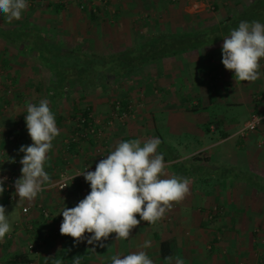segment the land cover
Masks as SVG:
<instances>
[{"label": "crops", "instance_id": "crops-1", "mask_svg": "<svg viewBox=\"0 0 264 264\" xmlns=\"http://www.w3.org/2000/svg\"><path fill=\"white\" fill-rule=\"evenodd\" d=\"M222 1L218 5L221 11L225 9ZM202 7L203 3L197 1L184 11L190 15L198 14L196 17L201 9H205ZM213 8L216 9L214 6ZM20 20L14 27L6 28L8 30L0 27V33L13 34V37L0 36V97L5 95L4 98L12 101L13 106L21 105V108L12 107L15 110L10 111L5 106L0 107V170L13 171L18 177L21 176L20 160L24 155L19 151L20 146L30 145L32 141L31 138L29 142L24 139L29 136L27 127L17 124L16 115L24 113L25 118L26 102L38 104L41 99H47L55 114L56 124H59L57 104L66 98L64 87L59 89L57 86L56 75L51 77L55 60H42L39 54L38 60H26L23 51L25 46L18 43L20 37H14L16 34L24 36L28 33L23 30L24 23ZM5 22L11 24L7 20ZM222 44L212 45L215 48L217 45L213 54L216 59L206 62L207 64L197 60L185 67L187 62L184 61L183 65L177 58L178 66L173 69L176 64L174 58L162 60V64L165 61V66L168 63L167 66L170 67L165 69L164 66L159 77L154 76V80L159 81L157 87L164 97L161 105L152 101L155 92L151 91V95L147 93L146 108L149 107L150 112L146 114V119L151 115V121H148L150 123L146 129L153 130L160 136L158 152L167 157L166 160L164 158L168 165L166 171L169 175H175V164L188 167L192 163L197 170L193 178L187 177L190 180V191L185 199L177 203V212L172 214L170 229L160 233L159 237L155 234L158 233L157 227H147L140 223L127 240H116L113 233L107 240L94 244L87 243L91 235L88 233L80 243H75L70 236L61 235L59 229L63 221L60 213L62 208L76 206L90 192V185L84 176L72 178L76 176L77 170H82L86 164L95 161L90 156L91 141L81 142L83 152H79L80 160L69 156L75 153V145H71L68 154L64 155L59 141L63 134L60 133L53 140V147L48 153L49 159L45 163L51 183L45 184L44 190L31 202H18L17 196L15 203H0L4 207L14 206L19 216L18 219H13L11 232L0 241V264L7 259L8 264H21V261H27L28 264H56L57 260L61 264H73V258L77 256L80 264H111L113 255L123 256L140 250L146 251L154 264H176L177 258L182 259L184 264H264V193L246 180L251 175L264 183V126L257 132L242 134L251 115L264 114V59L260 61L261 75L258 80L236 82L234 74L226 70L221 62ZM54 53L53 51L51 55ZM25 67L35 69H30L27 73ZM36 67L45 68L40 71L44 74L48 71L50 78L46 80L38 75ZM3 99H0V104ZM132 102L138 101L131 98L125 104L131 106ZM92 103L94 104L93 101ZM90 105L87 106V109L91 107L90 114L100 112L97 111V108L100 109L99 105L97 108ZM134 108L136 115L126 125L117 124V144L130 139H140L143 142L155 138L154 133L145 137L143 133H138L140 128L136 124L139 121L145 123L144 118H139L143 108L138 109V105ZM74 110L78 111L77 108ZM57 127L61 128L59 125ZM14 131L19 133V137L12 142L13 138L9 134ZM112 131L113 128L106 132L105 137L109 153L113 148ZM58 148L61 154L57 153ZM13 160L18 161L15 167L12 166ZM78 166L79 169H76ZM63 172H66L70 182L64 191H59L56 185ZM178 176L185 177L182 174ZM23 207L29 209L26 218L21 215ZM39 208L48 211V219L42 218ZM214 210L218 212L212 216ZM208 213L212 216L210 220ZM24 220L27 221L25 228V224H21ZM29 226L34 233L29 230ZM156 226L164 225L158 221ZM29 231L32 233L30 236ZM22 232L27 238H11L14 234L22 237ZM31 240L41 241L38 252L33 257L26 253ZM146 240L151 241V247L143 249L141 246ZM16 241L26 242L23 244L26 245L25 248H21ZM7 242L10 247L4 252L5 246L2 245ZM163 243L166 244L164 252L169 254L167 258L170 257L171 260L162 258ZM7 256L12 259L6 258Z\"/></svg>", "mask_w": 264, "mask_h": 264}, {"label": "rangeland", "instance_id": "rangeland-1", "mask_svg": "<svg viewBox=\"0 0 264 264\" xmlns=\"http://www.w3.org/2000/svg\"><path fill=\"white\" fill-rule=\"evenodd\" d=\"M197 1H201L205 7V9H201L199 16L195 17V15L198 14L190 15L187 11H184L187 10L189 5H192ZM251 2L252 0H223L221 4H223V6L225 5V9L221 11L220 7H218V5H220V0H28L29 6L23 13V19H21L23 21L21 23H24L22 24V28L28 33L30 30L35 32L29 33V36L16 34L14 37H20L18 43H22L21 45L25 46L23 51L26 60H38L39 45L37 44V38L41 35L43 43L48 45V49L52 50L51 52L54 51L55 53L62 55L60 64L67 68L73 67L74 69H72L79 73L83 71V68L80 62L72 57L73 53L77 54L78 52H81L82 54H92L99 57H105L124 49L131 48L136 44H140L149 36L181 31H194L218 24L225 18L235 16L242 12ZM58 6H60V11H57ZM213 6L216 7V9H214ZM5 18L6 17L0 14V27L5 28V30H8L6 28H12L15 24L19 23V21H13L11 24H6ZM220 42L223 43V39L217 43ZM215 50H217V45L216 48L215 46L200 48V50L190 51L189 53L178 57V61L183 63V65L187 62L185 63L186 65H184L185 67L188 63L194 64V61L197 60L203 61L207 64L206 62L210 63L211 60L216 59L215 55H213ZM174 60L176 63L177 58H174ZM177 64L178 62L173 69L178 66ZM167 65L168 63H166L165 66V61L164 64L159 61L156 64L148 65L130 77L123 79L114 78L109 71H102L93 75L91 79L85 81L82 85H79L74 80L67 81V84H64V95L66 98L62 101L60 100L57 104V116L60 120L57 125L61 127L59 130L60 133L63 134H60L61 138L59 139L62 145V153H64V155L68 154L71 145H75V153L69 156L73 157L74 160H80L81 155L79 152L82 150L80 147L81 142L91 141L92 152L90 153V156H92L95 161L94 163L91 162L90 164H86L82 170H77L75 175L83 172L85 167L95 164L100 156L103 155L105 158L109 154L106 148L108 140L105 137L106 132L111 128H113L112 132H114L112 141V150H114L117 145V132L115 133V131H117V124L126 125L129 119L136 113V108L134 107L137 105L138 109L143 108L142 115L139 118L142 117L145 121V123L139 121L138 124H136L140 128L138 133H143V137L148 136L150 133H154V137L159 138L160 140V136H158L157 132L146 129V126L150 123L148 121H151V115H148L150 117L146 119V114L149 111V107L146 108V98L148 92L150 95L151 91L152 93L155 92L156 94L154 93L155 95L152 101L154 100V102L161 105V99L164 97L157 87L159 81L154 80L156 79L154 76L159 77L164 66L165 69L170 67ZM41 68L36 67L37 74L48 80L50 78L49 72L45 71L46 73L44 74L40 71ZM30 69L35 68L25 67L27 73ZM55 74L56 73L52 71L51 77L54 78ZM141 95H143V97H141ZM4 97L5 95L1 96L0 99H3ZM131 98L138 102L130 103L131 106L126 105L125 103L129 102ZM3 100L4 101L0 104V107L2 108L5 106L7 111L15 110L17 107L21 108V105L18 104L13 106L12 101L8 99L4 98ZM92 101L94 104H91ZM117 102L122 106L126 105V108L129 106V114H127L126 119L122 122L113 117L115 113V104ZM89 105L96 106V108L98 105L100 106V109L97 108V111L99 110L100 112L91 113L90 115L91 123L99 131V136L95 137L93 135H88L81 138L79 137V135H81V129H78L79 119H81V112L87 109V106ZM76 108L78 111L74 110ZM60 110L62 111L61 113ZM23 116L24 113L16 115L18 118L17 124L26 125ZM135 121L137 122V120ZM20 128L23 129L24 127ZM118 129L120 128L118 127ZM14 132L13 134H9V136H12L13 138L12 142L19 137V133L17 131ZM21 136L24 137L23 134H21ZM27 138L28 139L24 137L26 142H29L30 137L28 136ZM104 138L106 142L104 141ZM57 153L61 154L59 148ZM76 169H79V166ZM63 173L66 174V172ZM77 177H83V175L76 176L75 178ZM176 206H178L177 203H175L172 209L169 210L164 218L160 220V224L164 225L162 227H159L161 225L156 226L157 223L148 224L144 221H141V223L145 224L147 227H157L158 233L155 234L160 237V233L166 232L171 228L173 219L172 214L177 212ZM5 208L6 212L9 214L14 211V206H6ZM209 216L210 213L207 214V217L210 220ZM137 218L139 219V216ZM11 219L13 221L14 218ZM22 223L25 224L23 225L25 228L27 226V221H21V224ZM28 228L29 230L33 229L32 227L30 229V226ZM31 231L34 233V230ZM31 231L28 232L29 236L32 234ZM14 235H11V238H27L26 234L23 232L22 237ZM188 236H190L189 232ZM24 243L26 242L16 241V244L21 245V248H25L26 245L23 246ZM4 244L2 245L5 246L3 251L7 252L10 245L8 242ZM27 255L33 257V255H29L28 253ZM6 258L10 257L7 256ZM5 262L8 264L9 259ZM5 262L2 264H5ZM21 262V264H28L27 261ZM11 264H14V262H11Z\"/></svg>", "mask_w": 264, "mask_h": 264}, {"label": "clouds", "instance_id": "clouds-1", "mask_svg": "<svg viewBox=\"0 0 264 264\" xmlns=\"http://www.w3.org/2000/svg\"><path fill=\"white\" fill-rule=\"evenodd\" d=\"M28 6V0H0V14L12 23L22 19ZM262 59L264 23L241 21L223 38L221 62L234 74L236 82L258 80ZM26 113L25 123L32 143L21 145L19 149L24 155L20 160L21 176L14 181L18 202L33 201L44 190L43 186L51 183L45 163L53 140L60 135L47 99H41L38 104L26 102ZM160 143L159 138L121 141L96 164L94 171L78 173L76 176L83 175L90 185V192L76 206L62 208L60 234L72 237L75 243L82 242L86 233L91 234L88 244L107 240L113 233L116 240H127L141 221L156 224L175 203L185 199L190 191V180L168 174L164 155L158 152ZM6 180V176H0V195L5 191ZM11 218H19L16 210L9 214L0 205V241L12 230ZM141 247L150 248L151 241L146 240ZM56 264L61 261L57 260ZM73 264H80L78 256L73 258ZM111 264H154V261L146 251L140 250L123 256L113 255ZM176 264H184V261L177 258Z\"/></svg>", "mask_w": 264, "mask_h": 264}, {"label": "trees", "instance_id": "trees-1", "mask_svg": "<svg viewBox=\"0 0 264 264\" xmlns=\"http://www.w3.org/2000/svg\"><path fill=\"white\" fill-rule=\"evenodd\" d=\"M57 11H60V6L57 7ZM241 21H259L264 23V0H252L242 12L235 16L227 17L218 24L194 31H181L149 36L140 44H136L131 48L105 57L82 54L81 52L77 54L73 53L72 57L76 58L83 68V71L79 73L75 72L73 67L67 68L60 64L62 55L57 53L51 55L52 50H49L48 45L43 43L41 35H37V44L39 45L38 52L42 60L49 61L53 59L56 61L55 64L52 65V70L56 73L57 86L60 89L64 87V84H67V81L69 82L71 80L82 85V83L84 84L85 81L91 79L93 75L102 71H109V73L117 79L128 78L150 64L157 63L167 58H178L190 51L199 50L200 48L216 44L225 36L229 35L232 29L237 28ZM0 36L4 38L6 36L13 37V34L8 35L4 32L0 33ZM24 36H29V33H25ZM123 107L126 108V105ZM90 115L89 108L81 112L80 117L84 118L85 122L78 129L82 130L88 126V123L91 122ZM104 141L106 142L105 138ZM164 158L165 160L167 159L165 155ZM194 161L193 158L192 162ZM173 169L175 175L182 174L185 175V177L192 178L197 171L193 163L188 167L182 164H175ZM246 180L254 188L264 193V183L258 181L251 175H248ZM165 248L166 244L163 243L162 258H167L169 256L168 253L164 252Z\"/></svg>", "mask_w": 264, "mask_h": 264}, {"label": "built area", "instance_id": "built-area-1", "mask_svg": "<svg viewBox=\"0 0 264 264\" xmlns=\"http://www.w3.org/2000/svg\"><path fill=\"white\" fill-rule=\"evenodd\" d=\"M127 114H129V106L128 108H124L122 105H120L119 102H117L115 104V113L113 115L114 118H117L116 120L118 121H123L126 119ZM258 117H261V120H259L258 122ZM91 118V117H90ZM85 122L84 118H81L79 120V124L78 127H80L83 123ZM109 123V122H108ZM264 126V114H253L250 116V118L248 119V121L245 123L244 128L242 130V134H249V133H254L257 132L260 128H262ZM88 135H93L95 137L99 136V131L95 128V126L89 122L88 126L86 128H83L81 130V135H79V137H84V136H88ZM13 140V139H11ZM75 141V140H73ZM1 151H0V155H1ZM104 156H100V158L97 160V162L95 164L89 165L88 167H85L83 169V171H94L96 164L103 159ZM14 161V162H13ZM12 161V166L15 167L18 164L17 160H13ZM0 176H6L7 180L4 183V187H5V191L2 195H0V203L3 204H11V203H15L17 200V195H15V187H14V181L16 179H18V175L15 174L13 171H7V172H3L0 170ZM70 182L69 177L65 174V173H61L59 175V181L56 185L57 189L59 191H64L67 187H64L65 185H68ZM62 187H64L63 189H61ZM25 209H27V211H25ZM40 212H41V216L44 219H48L49 217V213L47 210L43 209V208H39ZM218 210H214L212 216L214 215V213H217ZM29 214V209L26 207H23L21 209V215L23 218H26ZM212 216H210L209 218L211 219ZM41 244L40 240H31L29 242V244L27 245L26 248V252L29 255H36L37 254V250L39 248V245Z\"/></svg>", "mask_w": 264, "mask_h": 264}]
</instances>
